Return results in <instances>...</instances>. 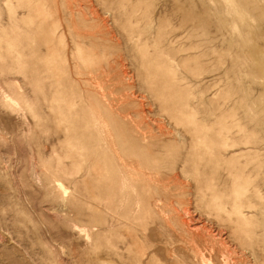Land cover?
<instances>
[{"label":"rangeland","instance_id":"374dc122","mask_svg":"<svg viewBox=\"0 0 264 264\" xmlns=\"http://www.w3.org/2000/svg\"><path fill=\"white\" fill-rule=\"evenodd\" d=\"M259 242L264 0H0V264Z\"/></svg>","mask_w":264,"mask_h":264},{"label":"bare ground","instance_id":"6f19581e","mask_svg":"<svg viewBox=\"0 0 264 264\" xmlns=\"http://www.w3.org/2000/svg\"><path fill=\"white\" fill-rule=\"evenodd\" d=\"M121 60V59H120ZM118 61V60H117ZM121 63V62H120ZM119 78V77H118ZM101 124V123H100ZM117 153V152H116ZM176 180H178V178H175ZM162 178H159L158 181H161ZM238 198V197H237ZM182 210V209H181ZM179 217V216H178ZM193 217V216H192ZM183 218V217H182ZM189 218V217H188ZM183 220V219H182ZM194 221V220H193ZM193 223V222H192ZM194 225V224H193ZM195 226V225H194ZM193 226V227H194ZM236 227V226H234ZM184 228V227H183ZM186 228V227H185ZM184 228V229H185ZM189 228V227H188ZM204 228V227H203ZM201 228V229H203ZM206 228V227H205ZM191 229V228H190ZM183 230V229H182ZM206 230V229H205ZM209 231V230H208ZM211 231V230H210ZM199 232V231H198ZM207 232V231H206ZM219 232V231H218ZM221 232V231H220ZM187 233V232H184ZM207 234V233H206ZM217 234V232H216ZM194 235V234H193ZM225 235V234H224ZM217 236V235H216ZM220 236V235H219ZM181 237V236H180ZM223 237V236H222ZM190 238V237H189ZM227 238V237H226ZM183 239V238H182ZM223 239V238H222ZM253 239V238H252ZM210 240V238H209ZM214 240V237H213ZM220 241L218 239H216V242ZM186 242V241H185ZM223 241H221L222 243ZM197 243V242H195ZM199 243V242H198ZM202 244V243H201ZM204 244V243H203ZM258 245L263 248L264 245L263 243H258ZM227 245H225L226 247ZM225 247L223 249H225ZM193 248V247H192ZM196 248V247H195ZM228 248V247H226ZM194 249V248H193ZM229 249V248H228ZM243 249L247 252H242L239 254L236 253H225L221 256L220 258V264H264V251L263 252H256L253 250V248L250 245H244ZM251 249V250H248ZM230 250V249H229ZM204 251V250H203ZM196 253V252H195ZM203 253V252H201ZM238 253V252H237ZM184 259H186V264L190 263V264H219L218 262V258H216L215 256H209L206 257L204 255H186L184 257Z\"/></svg>","mask_w":264,"mask_h":264}]
</instances>
